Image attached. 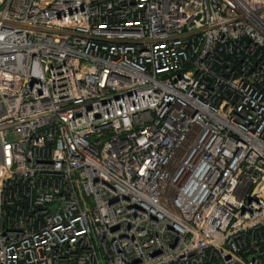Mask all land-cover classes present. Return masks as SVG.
I'll return each mask as SVG.
<instances>
[{
    "label": "built area",
    "instance_id": "2783aa9c",
    "mask_svg": "<svg viewBox=\"0 0 264 264\" xmlns=\"http://www.w3.org/2000/svg\"><path fill=\"white\" fill-rule=\"evenodd\" d=\"M0 264H264V0H0Z\"/></svg>",
    "mask_w": 264,
    "mask_h": 264
}]
</instances>
